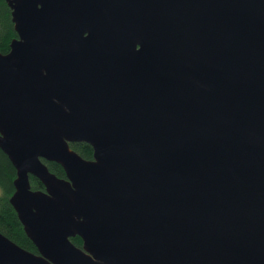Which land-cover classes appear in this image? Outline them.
Listing matches in <instances>:
<instances>
[{"label":"water","instance_id":"water-1","mask_svg":"<svg viewBox=\"0 0 264 264\" xmlns=\"http://www.w3.org/2000/svg\"><path fill=\"white\" fill-rule=\"evenodd\" d=\"M6 2L0 264H264V0Z\"/></svg>","mask_w":264,"mask_h":264},{"label":"trees","instance_id":"trees-1","mask_svg":"<svg viewBox=\"0 0 264 264\" xmlns=\"http://www.w3.org/2000/svg\"><path fill=\"white\" fill-rule=\"evenodd\" d=\"M17 38L12 23L11 10L6 0H0V52L8 54L10 52L11 42ZM70 147L86 160H92L93 149L87 144H71ZM59 178H65V172L61 166L55 163L43 161ZM16 179V170L11 164L8 157L0 150V233L8 239L16 243L21 248L38 254L37 248L27 237L17 213L10 204V199L15 192L14 181ZM31 185L33 190H42L45 188L43 184L36 178L31 177ZM72 242L82 247V240L77 237Z\"/></svg>","mask_w":264,"mask_h":264},{"label":"rangeland","instance_id":"rangeland-1","mask_svg":"<svg viewBox=\"0 0 264 264\" xmlns=\"http://www.w3.org/2000/svg\"><path fill=\"white\" fill-rule=\"evenodd\" d=\"M1 193V192H0Z\"/></svg>","mask_w":264,"mask_h":264}]
</instances>
